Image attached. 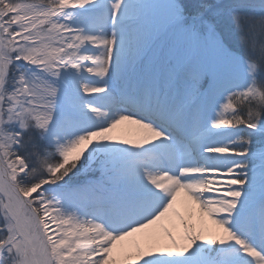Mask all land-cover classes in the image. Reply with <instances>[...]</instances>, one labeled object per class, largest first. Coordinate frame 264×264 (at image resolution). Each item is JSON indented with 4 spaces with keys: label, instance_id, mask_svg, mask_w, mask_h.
<instances>
[{
    "label": "snow or ice",
    "instance_id": "obj_1",
    "mask_svg": "<svg viewBox=\"0 0 264 264\" xmlns=\"http://www.w3.org/2000/svg\"><path fill=\"white\" fill-rule=\"evenodd\" d=\"M0 264H264V0H0Z\"/></svg>",
    "mask_w": 264,
    "mask_h": 264
}]
</instances>
